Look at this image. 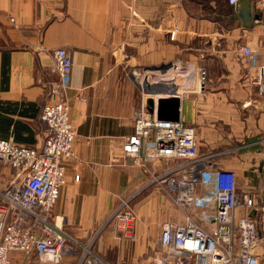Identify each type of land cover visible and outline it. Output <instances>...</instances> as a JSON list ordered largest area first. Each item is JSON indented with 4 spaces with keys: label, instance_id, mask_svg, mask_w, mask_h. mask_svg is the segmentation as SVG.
Returning a JSON list of instances; mask_svg holds the SVG:
<instances>
[{
    "label": "crops",
    "instance_id": "obj_1",
    "mask_svg": "<svg viewBox=\"0 0 264 264\" xmlns=\"http://www.w3.org/2000/svg\"><path fill=\"white\" fill-rule=\"evenodd\" d=\"M211 2L229 10L231 19L198 0H0V139L43 144L47 127L40 114L54 99L49 87L57 80L52 51L70 52L64 96L76 136L54 213L67 230L86 237L109 216L111 202L142 192L134 203L136 240L113 232L98 246L110 262L149 253L147 235L153 228L159 245V224L175 220L169 217L178 210L147 170L122 157L140 103V77L154 74L161 89L180 93L179 119L195 128L207 166L233 170L237 184L245 176L244 191L264 185L255 172L263 166L264 147L257 142L264 137V92L249 85L238 52L243 44L264 47V12L250 0L252 20L245 26L238 5ZM163 65L169 68L155 70ZM200 68L206 80L199 88ZM240 148L246 149L231 152ZM230 156L244 160V168L214 162ZM6 168L0 166V187L14 172Z\"/></svg>",
    "mask_w": 264,
    "mask_h": 264
},
{
    "label": "built area",
    "instance_id": "obj_2",
    "mask_svg": "<svg viewBox=\"0 0 264 264\" xmlns=\"http://www.w3.org/2000/svg\"><path fill=\"white\" fill-rule=\"evenodd\" d=\"M228 1L237 5L238 0ZM254 6L264 12V0H254ZM238 52L245 61L249 85L263 94L264 47L255 49L243 44ZM52 56L57 80L49 87V96L54 99L43 105L40 114L47 127L43 144L30 147L0 139V166L14 170L9 181L0 187V264H9L12 253L58 264L72 251L67 245L70 237L64 230V219L54 213L66 183L65 160L74 156L76 133L64 96L72 62L64 47L54 49ZM198 74L200 88L206 80L205 69L200 68ZM157 82L153 86L158 90L151 92L149 82L148 86L140 83L133 133L122 146V157L131 158L137 167L147 170L151 183L161 184L176 208L185 213L182 221L165 220L159 224L160 247L153 253L154 263L260 264L250 249L264 241V189L259 202L255 192L239 191L233 170L207 166L209 155L200 152L193 126L180 119H159L157 101L163 97L179 98L180 93L161 89ZM149 96L154 101L152 112L146 102ZM257 143L264 147V137ZM78 178L76 175L74 179ZM131 198H121L110 219L121 239L134 242L139 214L131 206ZM242 208H255L262 237L258 236L254 216L238 212ZM77 264L111 263L86 249Z\"/></svg>",
    "mask_w": 264,
    "mask_h": 264
},
{
    "label": "rangeland",
    "instance_id": "obj_3",
    "mask_svg": "<svg viewBox=\"0 0 264 264\" xmlns=\"http://www.w3.org/2000/svg\"><path fill=\"white\" fill-rule=\"evenodd\" d=\"M200 3H202L203 5H206V4H215V8H214V12L216 14H224L226 16H229L230 19L232 17L231 15V12L229 10H225L223 8H220L218 5H216L215 2H211V0H198ZM229 2V1H228ZM227 18V17H225ZM169 67H161V68H157L155 70H159L161 72V70H167ZM136 68H134L133 70H135ZM136 70H139L138 74L140 76L141 74V71L140 69H136ZM154 71V70H152ZM147 77V76H146ZM143 78V77H140L138 80L139 82L143 85V86H146L147 85V82H149V91H153V90H156V86H153V84L156 85V83H153L157 80H159L160 82V87H161V79H158L157 77L158 76H155L154 74H151V76H148V78ZM165 77H169V76H165ZM157 79V80H156ZM172 79V78H171ZM171 79H168V78H164V81H167V82H171ZM173 80V79H172ZM157 82V83H159ZM148 86V85H147ZM143 89L147 90L145 87H142ZM257 138H255L253 141H256ZM246 148H240L238 150H234L232 149L231 152H234V151H241L243 152ZM224 157H226L227 155H223ZM229 160H225V161H222V160H219V161H214L215 163H217L218 165L219 164H222V165H227L228 163H232L234 164L236 167H238L239 169H243L244 168V163L245 161L244 160H232L231 156L228 157ZM263 164V162H262ZM221 166V165H219ZM3 167H7L6 169L10 168L8 166H3ZM218 167V166H217ZM259 168V167H257ZM262 170V169H261ZM260 170V168L255 171L257 175V178L256 179L257 181H259L260 178H263V179H260L262 182H264V177L259 173H262V171ZM260 176V177H258ZM244 177H241V179L238 181V190L239 191H244V187H245V180H244ZM8 182V181H7ZM6 184V183H5ZM4 186V185H3ZM150 188V187H148ZM146 188V189H148ZM263 188V187H262ZM145 189V190H146ZM264 189V188H263ZM263 189L261 190H255L257 191V193L255 194V197H256V201L259 202L260 200V194L261 192L263 191ZM161 191L163 192V190L161 189ZM146 192V191H145ZM142 192L141 193H137V195L134 197L131 198V206L136 209L137 213H138V208L134 207V203H136V199H140L139 197L141 196ZM136 200V201H135ZM120 201L119 198L116 199V202L113 203L111 202V211H113V209L116 207V205L118 204V202ZM238 212L239 213H247L248 215H253L255 216L256 215V210L255 208H251L249 210H246L244 208L242 209H238ZM110 214L109 213V216H107L106 218L103 219V222L102 224L92 233V234H88L86 237L85 235L83 236H77L76 234H74L73 232H70L69 230H67L66 226L64 225L63 223V227H64V230L66 232H68V236L70 238L67 239V245L69 247H71L72 251L69 252L68 254L64 255L62 260L60 261V263L58 264H77L78 260H79V257H80V254L85 251L86 249H89L91 251H93L94 253H96L97 255H99L101 258H103L105 261L111 263V264H155L154 263V256H153V253L157 250H159V245L156 244L155 240H154V229L152 228V231L151 233H149L147 236L149 237L150 236V239L148 240L147 244L151 247H150V250H149V253H147L146 255L144 254L143 256H140L139 258L135 259L133 262H131L132 260L129 259V258H122L123 261H119L117 263V259L113 262H110V259H108V257H106V255L103 253V251H101L99 249V244L102 242L103 246L105 247L108 243L106 242V236H108L109 234L116 232L115 228H114V225H113V222L112 220L110 219ZM139 214V213H138ZM164 214V212H163ZM175 214L176 216H171L169 218L171 219H175L176 221H182L185 217V213L184 212H181L179 210L175 211ZM166 214L163 215V218H168V216H165ZM168 218V219H169ZM251 253L254 254L258 261L260 262V264H264V241H259L258 243H255L252 248L250 249ZM129 260V261H127ZM9 264H48V263H43V262H39L37 261L35 258L33 257H25L24 255L20 254V253H13L10 257V263Z\"/></svg>",
    "mask_w": 264,
    "mask_h": 264
},
{
    "label": "water",
    "instance_id": "obj_4",
    "mask_svg": "<svg viewBox=\"0 0 264 264\" xmlns=\"http://www.w3.org/2000/svg\"><path fill=\"white\" fill-rule=\"evenodd\" d=\"M237 5H238L239 15L242 20V24L245 26H248L252 20L250 0H238ZM158 67L165 68L167 66L163 65V66H158ZM146 102L148 105V110L152 112L154 108L153 98L149 96ZM179 106H180V101L178 97L160 98L157 101L158 118L163 119V120H179ZM263 188H264V185H263ZM256 193L257 192H255V194ZM254 219H255V227L258 231V236L262 237V231H261L260 224H259V214L258 213H256V215L254 216Z\"/></svg>",
    "mask_w": 264,
    "mask_h": 264
},
{
    "label": "bare ground",
    "instance_id": "obj_5",
    "mask_svg": "<svg viewBox=\"0 0 264 264\" xmlns=\"http://www.w3.org/2000/svg\"><path fill=\"white\" fill-rule=\"evenodd\" d=\"M161 91V90H160Z\"/></svg>",
    "mask_w": 264,
    "mask_h": 264
}]
</instances>
